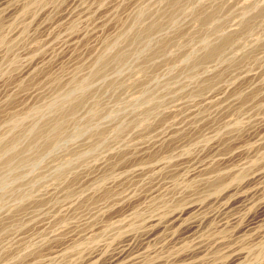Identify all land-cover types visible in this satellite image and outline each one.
<instances>
[{"label":"rangeland","instance_id":"1","mask_svg":"<svg viewBox=\"0 0 264 264\" xmlns=\"http://www.w3.org/2000/svg\"><path fill=\"white\" fill-rule=\"evenodd\" d=\"M0 264H264V0H0Z\"/></svg>","mask_w":264,"mask_h":264}]
</instances>
